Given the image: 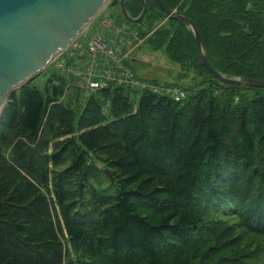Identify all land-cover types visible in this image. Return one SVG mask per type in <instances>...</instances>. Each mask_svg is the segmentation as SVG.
I'll use <instances>...</instances> for the list:
<instances>
[{"label": "trees", "instance_id": "obj_1", "mask_svg": "<svg viewBox=\"0 0 264 264\" xmlns=\"http://www.w3.org/2000/svg\"><path fill=\"white\" fill-rule=\"evenodd\" d=\"M163 1L197 23L215 67L264 79V0ZM147 2L137 35L204 78L180 100L112 83L77 117L82 89L67 96L61 70L44 91H15L0 129V264H264V87L217 78L193 30ZM126 4L135 16L143 0ZM226 214L261 241L245 251Z\"/></svg>", "mask_w": 264, "mask_h": 264}, {"label": "water", "instance_id": "obj_2", "mask_svg": "<svg viewBox=\"0 0 264 264\" xmlns=\"http://www.w3.org/2000/svg\"><path fill=\"white\" fill-rule=\"evenodd\" d=\"M107 0H0V118L10 96L50 65L92 21ZM166 16L187 25L194 32L202 64L224 82L264 87V79L245 75H227L207 57L197 23L163 0H152ZM127 0L119 4L125 17L133 22L142 19L148 2L138 15H132ZM106 172L113 177L109 167Z\"/></svg>", "mask_w": 264, "mask_h": 264}, {"label": "rangeland", "instance_id": "obj_3", "mask_svg": "<svg viewBox=\"0 0 264 264\" xmlns=\"http://www.w3.org/2000/svg\"><path fill=\"white\" fill-rule=\"evenodd\" d=\"M112 0H107L101 10L98 12V14L92 19V21L85 27V31H81L76 38L79 41H84L85 43L87 42V36L90 35L97 26L99 25L100 22V15L103 10H108L109 13L112 16H115L117 19V23L123 24L126 22L129 26L134 27V24L132 21L128 20L125 15L123 14L121 7L119 4L112 5L111 4ZM165 20V19H164ZM164 20H161L162 22ZM156 22L160 23V20H157ZM84 28V29H85ZM133 32L136 30L134 28L129 27ZM83 29V30H84ZM131 42L129 43H124L122 44L123 46L120 47L115 45L116 50L118 51L119 55L122 56L123 61L131 66L133 70L135 71L136 76L141 77V78H147L148 76L154 77L158 80L159 84H175L179 86H188L190 84H195L199 83L202 81L204 78L203 75H197L193 71H189L188 73L184 72V69L181 68L180 64L177 62L171 60L165 51L163 49L160 50H155L150 48L148 45L144 44L143 38L138 36L136 34H133L131 36V32H128ZM79 47H77L74 44H69L66 50L67 57L69 59V62H73L72 55L70 54V51L68 50H78ZM135 60H134V59ZM55 63H50L49 66H47L45 69H43L35 78L30 80L29 82L33 85H36L38 88H40L42 91L45 89V85L47 84V80L50 76L53 75L54 68L57 69L54 65ZM65 74L71 78L69 82L72 83L70 88L68 89L67 96L71 94L72 92L78 91V86L75 84L76 83V76L72 74L70 71H66ZM55 77V76H54ZM152 82H155L152 80ZM149 81L148 83H152ZM174 82V83H171ZM51 82H49V85ZM128 85V84H127ZM135 88L138 89L139 94L142 92L143 88L140 87L139 85L134 86ZM150 87V85H149ZM20 88V87H19ZM19 88L16 90L19 92ZM80 89V88H79ZM167 94H169L166 90H164ZM163 92V93H164ZM14 94V93H13ZM12 96V95H11ZM10 96V97H11ZM84 91L81 90V94L79 95L78 100H70L72 104L75 105V110L76 111V117L78 116L80 112V107L79 105L84 104ZM134 97V95H131ZM76 96H74L75 98ZM9 101V100H8ZM8 103V102H7ZM80 103V104H79ZM7 106V104H6ZM5 112H6V107L3 113V116L0 118V129L1 125L4 121L5 118ZM10 141V140H9ZM3 145V148L5 149L6 156L9 158L10 157V149L11 146L5 147V144L8 143H3L2 140H0V145ZM100 165V164H99ZM50 191L45 187V185L42 186V190L46 193L47 199L51 202L52 209L54 207V203L56 202L53 200V187H51V182L49 183ZM55 201V202H54ZM55 217L56 223H58V218L61 219V213L59 212V206L56 204L55 207V215H53V219ZM221 220H223V227L224 226H229L227 227L228 232H229V237L235 236V238L238 240L239 245L243 247L245 251H248L253 247V245L259 243L261 239L263 238L260 234L254 233V232H249L247 230H244L240 224L237 222V216L232 215V214H226L221 217ZM63 224V223H62ZM66 235V234H65ZM64 234H60L61 240L63 244L65 245V250L71 248V243L69 242V238L67 235L65 236ZM264 258V257H263Z\"/></svg>", "mask_w": 264, "mask_h": 264}, {"label": "built area", "instance_id": "obj_4", "mask_svg": "<svg viewBox=\"0 0 264 264\" xmlns=\"http://www.w3.org/2000/svg\"><path fill=\"white\" fill-rule=\"evenodd\" d=\"M129 27L126 22L117 23L115 16H112L108 10H103L99 25L95 31L87 36V42L75 38L70 43V45L74 44L79 47L75 51L68 50L74 61L69 62L67 57L68 45L56 56L53 63L58 70L70 71L74 74L77 78L75 84L84 91L85 95H90L112 83H119L131 86L139 85L143 89L150 88L161 93L166 90L168 95L177 100L185 98L188 95V90L184 87L175 84H159L138 77L133 68L123 61L122 56L114 47V43L118 41L122 43L131 42L128 32H131L132 36L137 33V30L133 32ZM107 29L112 30L110 35H107ZM85 30L86 28L83 31ZM149 81L152 83L149 84ZM105 109H107V104Z\"/></svg>", "mask_w": 264, "mask_h": 264}, {"label": "crops", "instance_id": "obj_5", "mask_svg": "<svg viewBox=\"0 0 264 264\" xmlns=\"http://www.w3.org/2000/svg\"><path fill=\"white\" fill-rule=\"evenodd\" d=\"M131 28H133L132 26H130ZM111 32H112V30L111 29H107V35H110L111 34ZM118 44V46H120V47H122L123 45L122 44H124V43H122V42H116V43H114V47H115V45H117ZM116 48V47H115ZM134 59V58H133ZM135 60V59H134ZM149 77L150 76H148L146 79H149ZM150 80V79H149Z\"/></svg>", "mask_w": 264, "mask_h": 264}]
</instances>
